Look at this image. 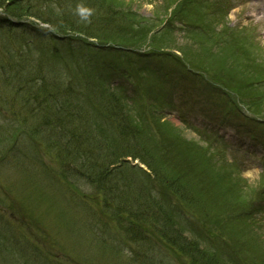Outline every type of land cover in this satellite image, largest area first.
I'll return each mask as SVG.
<instances>
[{
    "label": "rangeland",
    "instance_id": "1",
    "mask_svg": "<svg viewBox=\"0 0 264 264\" xmlns=\"http://www.w3.org/2000/svg\"><path fill=\"white\" fill-rule=\"evenodd\" d=\"M261 1L263 0H246V3L244 2V4L247 7H245L243 11H245L247 14L246 18L249 17V14L252 15L251 18L254 20H257L259 17H261L262 20H257L256 22H254V24L263 23V26H264V14L260 13L259 3ZM103 4L105 5L107 3L104 2ZM241 10L242 9L240 8L239 9L236 8L234 10V13L232 14L233 16H231L232 19H230V22L232 21L231 23L233 24L236 23V17L240 13ZM245 21L246 19L243 20V22ZM263 31L264 29H262L261 34L263 33ZM177 42L179 43L180 40L178 39ZM261 43H264V41L261 40ZM0 66H1V63H0ZM5 72L8 73V70H6ZM4 87L5 86L0 85V97L2 98L5 96L4 95L5 89H3ZM121 109L125 110L126 108H121ZM116 111L117 110H112L109 113V115L111 114L112 117H114ZM3 114L4 113H2V119H3ZM2 119L0 121H2ZM14 121H16L15 118H14ZM249 133H250V130L248 129H244L242 131H229L228 132L230 138L235 137L239 139L241 143H246L248 141ZM184 137L194 140V137L191 134H185ZM42 143L46 144V146L42 145V149L36 160H32L31 155L28 154L23 158V162H21L20 164H17V165L11 164V165H6V166H3V165L14 161L15 156L12 153L4 157L5 154L9 152V150H7L5 145H0V180L1 178H5V180H7L11 176L12 180L16 183V185L13 187L12 181H10V184H11L10 187L12 190L15 191L14 193L15 197L17 198L22 197V202H20L21 205L19 206L20 208L19 211L16 212L15 215L9 214L11 216V219L10 217H8V213H11V211L9 210V207L12 206L11 200L10 199L4 200V201L0 200V212L5 211L3 213V216H4V219L6 220L4 221L0 219L1 226L4 228L2 230L3 232L1 236L2 239L0 240V243H1L0 244V264H8V263L23 264L25 262L30 263L34 259V257H29L25 253L22 252L21 253L22 259L19 260L20 259V256H19L20 248H25L27 246L26 240L23 238V233L25 232V230H24V225L22 223H26V218L28 216L27 215L25 216L21 212L28 214L27 208L31 209L32 203H35L34 199H36V195H38L45 189V185L48 183V178L46 175L43 176L44 186L40 187L39 182H40V177L43 171L39 169L38 167H36L35 165H37V162H39L42 166H44L45 162L48 163L49 155L51 153H55L56 151V145H58V138L47 139ZM249 149L253 150V152L256 153V156H257L258 149H259L257 145L250 143ZM235 154H244V149L242 151L235 152ZM256 156L250 157V158L246 157L243 159V161L240 164V170L242 172V176L248 179L249 183H252V185H254V183H257L258 173L260 171V167L258 164L259 159H257ZM30 161L32 162V164H34V166L32 165V167H30L28 165ZM246 166H247V169H245ZM3 175L9 176V177H3ZM35 178H38L36 183L34 182ZM8 184H9V180H8ZM8 184H6L5 186L6 189L8 188ZM48 188H50V190L52 189L54 190L51 183L50 184L48 183ZM79 188L81 190V193L77 194L76 196L77 200L79 201V199L81 200L82 198L84 202L86 203L89 202L92 204V202L90 201V196H89V193H90L89 191L91 190V186H88V185L86 186V184L82 182ZM249 195H250V191L248 190L245 192L244 197L248 198ZM99 202L102 203L103 199L100 198ZM38 203H40V205L39 204L34 205L36 214L40 216H45L44 213H46V210L44 208L46 207H43L44 205L47 204L45 193H43V196L40 198ZM72 203H75V201H72ZM125 204H130V202H126ZM51 207H54V206H50V208ZM262 213L264 214V210L262 211ZM263 214L261 217H263ZM39 220L43 221V219H39ZM42 223L40 225H43ZM26 226L29 227L28 225ZM62 231L63 232L67 231V226H65V224L63 226ZM138 232H140V230L137 227L136 231H134V234L137 235ZM66 235L67 236H66L65 248L67 247L66 251H68L69 249L73 248V242H72L73 239L70 240L68 233H66ZM59 243H60L59 240H57V242L54 243L55 248H57L58 250H62V247H60ZM57 249H52L51 254L48 256L49 259L47 261V264H57L60 258V255ZM99 252L100 254L97 259L90 261L88 263H86L87 262L86 260H83L85 264H100L104 262L105 260H107L106 251H104L103 249H100ZM17 260L19 262H17ZM115 264H120L118 257H116L115 259Z\"/></svg>",
    "mask_w": 264,
    "mask_h": 264
},
{
    "label": "trees",
    "instance_id": "2",
    "mask_svg": "<svg viewBox=\"0 0 264 264\" xmlns=\"http://www.w3.org/2000/svg\"><path fill=\"white\" fill-rule=\"evenodd\" d=\"M7 2V12L12 13V14H21L24 12L25 7H19V1L20 0H5ZM99 1V0H97ZM101 2L105 3H113L115 0H101ZM20 8V10H19ZM101 10V8H100ZM9 35V32L7 31H0V36H5L7 37ZM22 84H16V86L13 89V93L11 94V97L20 96V100L22 101H27V102H35L38 101L41 104H43V107L39 109V106L35 105L34 103H31V106H36L35 108H31L32 111L34 112V117L33 119H26L24 122L21 121L20 125L23 126V128L28 132V134L35 136L42 127L47 126L46 124H42L41 126L37 123V120L40 119L41 117L47 121V124H52V121L49 120V117H56L57 122H62L63 120V109L60 106V109H57L54 104H59L63 101V103L67 101V99H70V95L72 94L71 90L65 89L62 87L61 82L59 81H54V80H46V79H41L40 80V85L46 87L48 89H44L42 87H35L30 85L28 81L25 79H21ZM32 88V90H31ZM30 89V90H29ZM26 90L27 92H23ZM60 90L61 94L60 95ZM19 92V93H18ZM22 92V93H21ZM18 93V94H17ZM62 103V104H63ZM54 106V107H52ZM60 117L62 120H60ZM55 123V122H54ZM4 131L6 132V129L4 128ZM8 138H5V135L3 132L0 133V143H6ZM130 148V147H129ZM141 152H143V149H139ZM146 157L142 160V162L150 167H152L154 170V173L156 174V180L160 183H171V179H167L170 177V172L169 170H163V168L160 166L161 164V158L155 154L154 152L147 153ZM102 170L99 169L98 173L101 172ZM107 178V177H106ZM127 180L124 179V186L127 188ZM138 182V181H136ZM159 184V183H158ZM142 192H144L145 189H142L140 187ZM178 248H181V245L178 243ZM187 247V245H186ZM196 250V249H194ZM183 251V250H182Z\"/></svg>",
    "mask_w": 264,
    "mask_h": 264
}]
</instances>
